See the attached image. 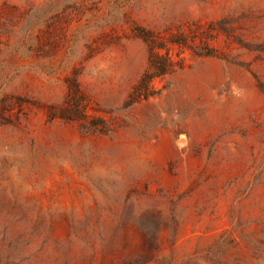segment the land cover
<instances>
[{"label": "rangeland", "instance_id": "rangeland-1", "mask_svg": "<svg viewBox=\"0 0 264 264\" xmlns=\"http://www.w3.org/2000/svg\"><path fill=\"white\" fill-rule=\"evenodd\" d=\"M0 264H264V0H0Z\"/></svg>", "mask_w": 264, "mask_h": 264}]
</instances>
